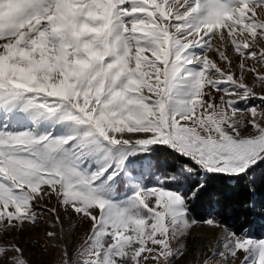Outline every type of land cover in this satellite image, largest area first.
<instances>
[{"label": "snow or ice", "instance_id": "snow-or-ice-1", "mask_svg": "<svg viewBox=\"0 0 264 264\" xmlns=\"http://www.w3.org/2000/svg\"><path fill=\"white\" fill-rule=\"evenodd\" d=\"M258 170L264 0H0V264H33L35 229L59 264H183L199 224L196 264H264L251 227L193 216Z\"/></svg>", "mask_w": 264, "mask_h": 264}, {"label": "trees", "instance_id": "trees-1", "mask_svg": "<svg viewBox=\"0 0 264 264\" xmlns=\"http://www.w3.org/2000/svg\"><path fill=\"white\" fill-rule=\"evenodd\" d=\"M261 170L257 171L256 191L250 193L245 182L239 185L235 181L228 182L224 178L211 181L207 194L193 206V216L200 221L211 214H217L234 229L242 225L251 227L254 234L264 237V180L259 178ZM254 203L249 210L242 205L245 202Z\"/></svg>", "mask_w": 264, "mask_h": 264}, {"label": "rangeland", "instance_id": "rangeland-1", "mask_svg": "<svg viewBox=\"0 0 264 264\" xmlns=\"http://www.w3.org/2000/svg\"><path fill=\"white\" fill-rule=\"evenodd\" d=\"M89 225L85 224L83 228H78V233H84ZM196 232H200L205 236L215 237L218 234H221V230L219 228H211L204 224L197 225L193 231L192 235L189 237V244L191 245L192 252L189 256L184 258L183 264H196V261L199 259L203 261L208 255H210V248L203 243V256L198 255V250L200 247L197 245V238ZM41 230L35 229L33 230L30 235L34 237H38L40 240L39 244L33 245L32 243H27L28 254L33 261V264H59L60 261V252L55 249L45 250L49 247V245L44 244V241L40 239L41 237ZM29 233H25L24 237H21L22 240L27 241ZM43 245V247H42ZM212 264H217V260H213ZM239 264V262H237Z\"/></svg>", "mask_w": 264, "mask_h": 264}, {"label": "bare ground", "instance_id": "bare-ground-1", "mask_svg": "<svg viewBox=\"0 0 264 264\" xmlns=\"http://www.w3.org/2000/svg\"><path fill=\"white\" fill-rule=\"evenodd\" d=\"M220 235L218 234L215 237H209V236H205L204 234L200 233V232H196V238H197V245L198 247L201 246V244H206L209 248H211L213 246L214 241L219 237ZM41 240L44 241L43 235L41 234L40 237Z\"/></svg>", "mask_w": 264, "mask_h": 264}]
</instances>
